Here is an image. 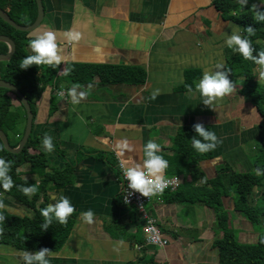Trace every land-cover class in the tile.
<instances>
[{"label":"crops","instance_id":"1","mask_svg":"<svg viewBox=\"0 0 264 264\" xmlns=\"http://www.w3.org/2000/svg\"><path fill=\"white\" fill-rule=\"evenodd\" d=\"M4 1L12 4V0H0ZM43 1L44 21L32 33H56L65 57L60 74L69 63L140 66L147 73L144 84L132 85L97 72L85 75L77 71L72 81L43 88L34 133L39 135L51 168L60 169L66 179L63 188L50 192V204L60 196L68 197L77 215L68 242L52 253L50 264H220L215 242L223 235V226L236 230L243 243L254 238L257 230L235 209L232 196L224 197L221 209H212L171 203L167 201L170 193L165 192L147 209L169 244L147 245L138 212L121 200L118 168L119 161L129 155L139 160L135 153L120 155L122 141L139 149L152 140L169 164L163 177L171 176L173 166H185L187 161L176 156L173 137L181 127L202 123L211 126L218 138L214 158L200 162L195 175L177 174L183 183L180 188L188 182H202V174L206 179L216 177L225 164L238 172L254 170L255 150L248 145L255 139L261 141L262 117L251 96L235 85V91L219 98L210 109L196 90L205 71L226 70L230 57L241 56L226 44L233 29L243 37L240 27L223 18L214 0ZM70 30L81 34L79 41L65 36ZM28 51L33 53L30 47ZM217 65L223 68L217 69ZM190 70L199 71L201 78L195 81L194 90L180 91ZM72 89L76 101L70 95ZM45 134L52 137L51 152L43 146ZM21 171L25 178L35 176L30 168ZM5 198L0 195V200ZM4 203L16 214L32 213L10 199ZM88 210L94 212L91 224L81 218ZM21 253L0 245V264H24Z\"/></svg>","mask_w":264,"mask_h":264},{"label":"trees","instance_id":"2","mask_svg":"<svg viewBox=\"0 0 264 264\" xmlns=\"http://www.w3.org/2000/svg\"><path fill=\"white\" fill-rule=\"evenodd\" d=\"M258 0H248V4L241 5L239 0H214L218 11L223 18L232 21L240 27L243 37L252 41L255 48L254 55L264 51V21L255 19L253 4ZM0 7L6 11L10 17L20 25L29 26L34 23L38 15L36 0H12V4L0 2ZM264 11V6L259 8ZM254 29L253 33L247 32V27ZM31 33L15 29L0 17V35L12 38L17 46L16 52L10 61L0 62V78L15 84L29 99L34 119L37 114V101L42 96L43 88L47 85L51 87L59 86L64 80H73L76 72L91 75L99 73L103 78H116L123 84L141 85L146 82V70L140 66L103 65V64H74L66 65L65 72L59 73L60 65L52 68L47 65H32L27 69H21L22 60L28 55H33L28 51ZM9 47L6 43L0 42V53L6 54ZM255 65L244 57H230L227 61L226 70L229 72L228 78L247 79L246 85H242L240 90L245 95H250L252 103L262 117L260 124L261 145L254 160V170L250 172H238L231 165L225 164L218 168L216 177L206 179L202 174V182H188L184 188H179L170 193L171 203L188 202L192 204L205 205L212 209H221L224 206V197L232 196L235 209L245 214L247 219L253 224L259 233V239L255 243H243L238 239L237 231L223 226V235L215 242L219 249L220 264H264V86L256 81L254 72ZM201 78L197 70H190L186 73V83L179 88L180 91L195 89V81ZM250 82V84H247ZM60 87V86H59ZM13 95L18 106L12 104ZM27 114L25 107L19 98L10 90L0 88V128L8 135L15 130L17 140L11 141L13 147H17L22 135L18 126H26ZM209 131L211 126L204 125ZM196 133L193 126L181 127L173 137V147L176 156L187 160L185 166H173L172 175L194 174L195 168L204 160L214 158V150L207 153H198L192 147V137ZM197 139H200L197 136ZM0 158L12 161L9 175L15 186L6 191L0 186V195L5 199L12 200L31 214H16L9 209L0 210V214L5 216V220L0 222L3 234L0 235V245L9 246L13 250L24 252L39 251L48 248L52 253L60 251L68 242L72 231L76 225L77 215L73 213L68 218L66 225L60 224L53 219L47 230L42 229L44 218L40 210L50 204L49 194L53 190L61 189L65 184V175L58 168H51L47 153L41 148L39 135L33 133L23 151L14 154L5 149L0 139ZM175 162V161H174ZM30 166L29 173L37 176V180L25 178L24 165ZM192 171V172H191ZM35 185L38 191L34 195L26 196L19 190V186ZM5 201L3 200V203ZM5 204V203H4ZM131 264H139L131 263Z\"/></svg>","mask_w":264,"mask_h":264},{"label":"clouds","instance_id":"3","mask_svg":"<svg viewBox=\"0 0 264 264\" xmlns=\"http://www.w3.org/2000/svg\"><path fill=\"white\" fill-rule=\"evenodd\" d=\"M241 5H247L248 0H239ZM255 10V19L258 21H264V11L257 9V5L252 6ZM38 31V30H37ZM248 33H253L254 29L247 27ZM34 35V38L30 39L29 47L31 48L33 55L25 57L21 64V69H27L28 67L35 65H47L52 68L59 66L65 59L63 53L57 43V35L51 31H45L42 34H30ZM65 36L71 41H79L81 34L79 32L68 31ZM226 44L233 51L239 53L245 60H251L255 64L264 66V51L258 52L253 55L255 48L252 46V41L247 37H242L239 34L238 29H233L230 36L226 38ZM223 68L222 65H217V69ZM229 72L227 70H217L216 72L205 71L202 79L196 84V90L203 98V104L212 109L214 102L219 98H223L228 94L235 91V84L228 78ZM264 76V72L261 73ZM189 91H192L189 86ZM70 95L73 100L76 101V90L72 89ZM81 96L84 93L80 94ZM154 98V97H153ZM78 102V101H77ZM193 129L196 133L192 137V147L201 154L214 150L217 146L218 138L216 134L209 131L202 123H196L193 125ZM197 136L200 139H197ZM43 146L48 151L53 150L52 137L45 134L43 139ZM135 153L138 155L139 160L129 155L127 159L123 161L126 166L124 176L128 181L127 184V196L135 193L141 194L143 197H150L156 194H162L164 189L168 186V182L164 179L163 174L169 167L168 161L159 155L160 146L152 140H149L145 145H142L139 149L131 146L126 140L120 143V155L124 156L125 152ZM12 161H8L4 158H0V186L6 191L11 190L15 183L12 177L9 175L11 171ZM19 190L26 196L34 195L38 189L35 185L32 186H19ZM55 199V197H53ZM6 206L2 200H0V210L5 209ZM75 212V207L71 204L68 197L60 196L58 202L55 204H49L47 207L40 210L41 216L44 218L42 225L43 230H47L52 224L53 219L57 220L60 224L66 225L68 218ZM81 218L91 224L94 218V212L88 210L81 213ZM5 220V216L0 214V222ZM3 234V229L0 228V235ZM24 264H50L49 257L52 255V251L48 248H42L39 251L30 252L24 251L21 254Z\"/></svg>","mask_w":264,"mask_h":264},{"label":"water","instance_id":"4","mask_svg":"<svg viewBox=\"0 0 264 264\" xmlns=\"http://www.w3.org/2000/svg\"><path fill=\"white\" fill-rule=\"evenodd\" d=\"M36 2L38 6V15L34 23L29 26L20 25L17 22H15L10 17V15L6 11H4L1 7H0V17L5 22L10 24L12 27H14L15 29L19 31H23V32L32 33L33 31H35L41 26L42 22L44 21L45 14H46L44 1L36 0ZM0 42L6 43L9 47V51L6 54L0 53V62L10 61L17 49L15 41L9 36L0 35ZM0 88L8 89L12 93H14L19 98L21 104L25 107V110H26V114H27L26 127H25L24 134L17 147H13L11 145L8 135L4 132L2 128H0V139L3 142L5 149L11 153L19 154L25 148L35 128L34 113L32 111L29 99L15 84H12L11 82H8L0 78Z\"/></svg>","mask_w":264,"mask_h":264},{"label":"built area","instance_id":"5","mask_svg":"<svg viewBox=\"0 0 264 264\" xmlns=\"http://www.w3.org/2000/svg\"><path fill=\"white\" fill-rule=\"evenodd\" d=\"M118 168L122 183L121 200L125 206L133 207L138 212V215L143 222L146 244L155 247L167 246L169 244V240L166 238L163 231L161 230L158 221L150 215L147 209L148 204L151 203L155 197L161 194H156L154 196H150L147 198V197H143L139 193H135L131 196H128L126 202L125 197L127 196V191H128L127 189L128 181L124 176V171L126 166L124 165L123 161L121 160L119 161ZM164 179L168 182V186L164 189L163 193L174 192L178 190L183 184L182 179L179 175H171L168 177L166 176L164 177Z\"/></svg>","mask_w":264,"mask_h":264},{"label":"rangeland","instance_id":"6","mask_svg":"<svg viewBox=\"0 0 264 264\" xmlns=\"http://www.w3.org/2000/svg\"><path fill=\"white\" fill-rule=\"evenodd\" d=\"M254 4L257 5V9L259 10V8L264 6V0H258L256 2H254ZM254 72L256 75V81L264 86V76L261 75V73L264 72V66H260V65L255 66ZM234 80H235L234 83H235L236 87H239V89L241 88L242 85H246V80L244 81V79L242 80V78L234 79ZM23 130H25L24 124H21L20 126H18V130H17L18 132L23 134ZM15 133H16L15 130H13L12 132H9L11 141L17 140V137L14 135ZM260 144H261V141L255 139V141L253 143H250V145H248V147L251 149H254L255 155H257L259 150H260ZM27 168H30V166L28 164L23 166V170L27 169ZM24 177H26V175ZM30 179H35V176H30ZM4 201L6 202V199ZM258 239H259V233H257V235L254 238H252L251 240H248V241L246 240V241L248 243H255L258 241Z\"/></svg>","mask_w":264,"mask_h":264}]
</instances>
